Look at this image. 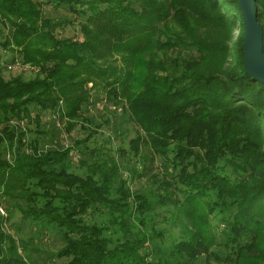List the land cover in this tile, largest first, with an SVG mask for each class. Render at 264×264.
Here are the masks:
<instances>
[{"label": "trees", "instance_id": "trees-1", "mask_svg": "<svg viewBox=\"0 0 264 264\" xmlns=\"http://www.w3.org/2000/svg\"><path fill=\"white\" fill-rule=\"evenodd\" d=\"M42 4L80 18L82 39L57 37ZM255 7L264 55V0ZM242 23L238 0H0V208L14 202L0 214V264H29L4 229L14 209L57 231L63 264H264V85L244 72ZM15 64L34 76L5 79ZM95 91L138 130L128 183L87 150L93 131L40 148L42 114L67 131L90 125ZM78 146L86 174L71 170ZM156 160L169 178L153 181L159 204L181 227L166 249L147 196L128 187Z\"/></svg>", "mask_w": 264, "mask_h": 264}, {"label": "rangeland", "instance_id": "rangeland-1", "mask_svg": "<svg viewBox=\"0 0 264 264\" xmlns=\"http://www.w3.org/2000/svg\"><path fill=\"white\" fill-rule=\"evenodd\" d=\"M42 8L46 17L51 18L57 24L55 30L57 37L75 40L82 39L80 33L82 20L80 18L71 14L66 9H54L52 5L46 6L42 4ZM232 34V42H234L240 34L237 26L234 28ZM10 55L6 54L3 57L9 59ZM34 74L33 70L21 67L8 72L3 71L5 79L16 75H21L24 79H31ZM92 95L95 98L82 109V118L91 120L90 125L85 122H77L71 131H67L66 120L59 121L58 116L53 113L47 112L42 114L41 128L44 134L40 138V148L42 150H56L75 147L74 144L76 142L84 140L90 131H93L95 135L87 142V150L96 149V154L100 155L103 159L107 161L112 159L117 162L122 178L127 182L128 178H130V170L138 162L129 144L131 140L136 138L138 130L132 122H128L127 120L125 122L121 121L122 115L127 118L125 112L120 107H116L115 104H107L102 92L95 91ZM105 122L108 123L106 124ZM82 147L78 146L71 152L69 161L72 171L86 174L89 161L81 165V161L84 160L83 154L85 151ZM146 154L150 157L147 152ZM141 167L142 164L136 166L139 172L141 171ZM166 174H168V168L162 161L156 160L152 164L147 162L142 178L134 179L132 184L128 185L132 191L144 193L147 196L151 207V211L148 214L149 218H151L150 226L154 230L163 231V236L156 239L158 246L162 249H166L169 246L170 241L167 235L173 232L174 237L177 238L181 229L176 220H173V222L169 221V218L175 212L174 208L171 205L162 207L159 204L158 194H161V191H157V186L153 185V181L156 179H169ZM13 203V201L2 203L3 212L7 207L12 206ZM166 209L170 211H164ZM181 220L184 219L181 218ZM217 223V220L211 221L212 226L217 225ZM4 229L7 234L14 237L21 245L22 256L29 264H63V260L54 256L62 246L55 229L44 224L36 225L32 221L22 219V214L17 209L11 211L10 219L5 224ZM198 264L218 263L214 260H208L203 256Z\"/></svg>", "mask_w": 264, "mask_h": 264}, {"label": "water", "instance_id": "water-1", "mask_svg": "<svg viewBox=\"0 0 264 264\" xmlns=\"http://www.w3.org/2000/svg\"><path fill=\"white\" fill-rule=\"evenodd\" d=\"M255 1L238 0L243 21L242 64L246 75L264 85L263 33L258 23Z\"/></svg>", "mask_w": 264, "mask_h": 264}, {"label": "built area", "instance_id": "built-area-1", "mask_svg": "<svg viewBox=\"0 0 264 264\" xmlns=\"http://www.w3.org/2000/svg\"><path fill=\"white\" fill-rule=\"evenodd\" d=\"M18 67H20L18 64H15V65H12V66H9L8 67V70H10V71H12V70H14V69H16V68H18ZM0 214L2 215V216H5V213L3 212V210L0 208Z\"/></svg>", "mask_w": 264, "mask_h": 264}]
</instances>
